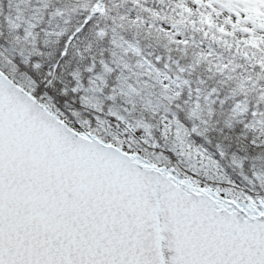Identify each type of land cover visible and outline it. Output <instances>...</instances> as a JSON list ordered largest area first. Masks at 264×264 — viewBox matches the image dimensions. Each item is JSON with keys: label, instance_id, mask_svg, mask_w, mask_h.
Returning a JSON list of instances; mask_svg holds the SVG:
<instances>
[{"label": "snow or ice", "instance_id": "6c2138e0", "mask_svg": "<svg viewBox=\"0 0 264 264\" xmlns=\"http://www.w3.org/2000/svg\"><path fill=\"white\" fill-rule=\"evenodd\" d=\"M39 80L0 62V264H264V196L179 136L149 157L97 135Z\"/></svg>", "mask_w": 264, "mask_h": 264}, {"label": "trees", "instance_id": "16d2710c", "mask_svg": "<svg viewBox=\"0 0 264 264\" xmlns=\"http://www.w3.org/2000/svg\"><path fill=\"white\" fill-rule=\"evenodd\" d=\"M209 8L193 28L159 0H0V62L35 72L41 90L74 106L78 119L99 117L102 137L110 124H132L139 138L129 137L149 157L171 156L181 130L238 190L263 196L248 181L264 175V60L215 37L225 28L219 11L239 13L250 34L264 32V14L242 0H210Z\"/></svg>", "mask_w": 264, "mask_h": 264}, {"label": "rangeland", "instance_id": "374dc122", "mask_svg": "<svg viewBox=\"0 0 264 264\" xmlns=\"http://www.w3.org/2000/svg\"><path fill=\"white\" fill-rule=\"evenodd\" d=\"M159 2H166L168 4H171L178 10L183 11L184 14L188 16L189 22L193 28H197L202 20L208 17L209 13L211 12V8H209L210 0H159ZM242 4L243 7H251L252 10L256 11L258 8H264V0H242ZM219 15L222 20L224 19L225 28H223L215 37L216 45L231 49L233 46V48H236L237 51H239L240 45H246V47L251 52L259 55L264 60L263 38L253 36L248 33L249 31L243 27V24L240 23L239 16L237 14H227L225 11H219ZM244 55L246 57V61H248L249 57L245 53ZM110 125L104 128L106 132V136L104 137L105 139H112L113 134L120 138V140L128 138L129 140H127V142L131 144L132 151L144 155L140 147L137 145L136 141L134 139L131 140V137H129H138L137 132L135 131V128L132 124L121 130L118 129L116 123ZM125 132H127V137H125ZM178 135L183 140L185 137H187L186 133H183L181 130L178 131ZM194 147H196V143H194ZM167 156L170 155L168 154ZM181 158L183 159V157L179 158L180 161ZM172 159L175 164H178L181 168H183V165H181V163L175 157H172ZM227 177L232 181L229 176ZM234 186H238V182H235ZM240 189L242 188L240 187Z\"/></svg>", "mask_w": 264, "mask_h": 264}, {"label": "water", "instance_id": "95a60500", "mask_svg": "<svg viewBox=\"0 0 264 264\" xmlns=\"http://www.w3.org/2000/svg\"><path fill=\"white\" fill-rule=\"evenodd\" d=\"M165 255H166V256L168 255L167 251L165 252Z\"/></svg>", "mask_w": 264, "mask_h": 264}]
</instances>
